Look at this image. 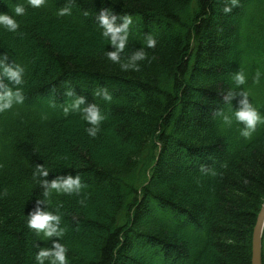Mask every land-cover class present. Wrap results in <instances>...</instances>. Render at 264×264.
<instances>
[{"label": "trees", "instance_id": "trees-1", "mask_svg": "<svg viewBox=\"0 0 264 264\" xmlns=\"http://www.w3.org/2000/svg\"><path fill=\"white\" fill-rule=\"evenodd\" d=\"M18 3L19 28L0 26V62L24 68L25 97L0 112V264H37L51 240L68 264H252L264 203V0H0V13ZM102 9L131 15L121 62L143 47L139 71L108 59ZM68 89L99 106L95 137L81 112L65 113ZM241 91L262 117L248 138L234 116L244 97L226 101ZM37 164L48 180L79 175L84 187L45 198ZM37 199L58 210L63 237L28 227Z\"/></svg>", "mask_w": 264, "mask_h": 264}, {"label": "clouds", "instance_id": "clouds-1", "mask_svg": "<svg viewBox=\"0 0 264 264\" xmlns=\"http://www.w3.org/2000/svg\"><path fill=\"white\" fill-rule=\"evenodd\" d=\"M27 2L33 8H39L45 4V0H27ZM235 3L236 0H232V4L235 5ZM25 11L24 5L18 3L14 8L15 15L0 13V26L9 32H15L19 28V23L15 19V16H22L25 14ZM224 11L230 12L231 7L226 5ZM70 12V7H63L59 10L58 15L63 16L70 14ZM97 20L100 28L103 30L102 36L114 48L112 51H107L106 55L108 59L114 63H119L123 71L129 69L139 71L140 65L138 62L147 59V53L143 47L131 54L127 58V62H121V54L124 52L128 43L129 26L133 22L131 15L117 16L110 9H102L97 16ZM118 20H122L123 22L117 23ZM144 43L148 48H155L157 40L153 35L146 34ZM23 75L24 68L21 65H9L0 62V112L12 108L14 104H22L24 102L25 97L22 89L19 87L24 82ZM258 77L259 73H257ZM4 78H7L9 83H5ZM233 79L237 86L243 85L246 81V77L242 71L236 72ZM66 95L69 97L75 96V98L70 105L65 107V113L67 114L70 110L81 112L82 118L90 125L86 131L90 136L95 137L99 131L100 122L104 119L99 106L96 103H87L86 97L76 96L72 89H68ZM96 95L102 96L106 101H111L112 99V96L106 89L98 90ZM236 95H242L244 99L239 102L241 107L235 110L234 116L238 122H242L244 125L241 129V135L248 138L256 130L257 124L262 121V117L251 105L248 100V94L244 91L238 94L229 92L226 101L230 103ZM218 115L223 116L225 123H231V117L225 115L222 111L218 112ZM33 175L34 178H43L39 180V183L44 189L43 194L45 198L53 190L71 194L73 192L79 193L84 187L79 175H57L55 179H46L49 176V170L42 164L36 165ZM42 204L47 205V201L37 199L36 208L28 214V227L36 230L37 236L42 234L45 239H51L54 236L63 237L64 229L60 227L61 216L58 210L55 213L50 210H45L40 207ZM66 253L67 248L64 244L56 240H51V247L40 248L36 253L35 259L37 264H45V261L48 264H68Z\"/></svg>", "mask_w": 264, "mask_h": 264}, {"label": "water", "instance_id": "water-1", "mask_svg": "<svg viewBox=\"0 0 264 264\" xmlns=\"http://www.w3.org/2000/svg\"><path fill=\"white\" fill-rule=\"evenodd\" d=\"M264 234V203L257 217L252 238V264H262V240Z\"/></svg>", "mask_w": 264, "mask_h": 264}, {"label": "rangeland", "instance_id": "rangeland-1", "mask_svg": "<svg viewBox=\"0 0 264 264\" xmlns=\"http://www.w3.org/2000/svg\"><path fill=\"white\" fill-rule=\"evenodd\" d=\"M263 244H264V240H263Z\"/></svg>", "mask_w": 264, "mask_h": 264}]
</instances>
